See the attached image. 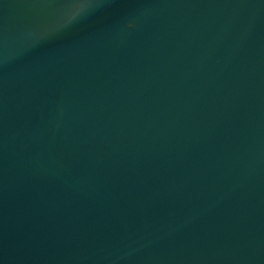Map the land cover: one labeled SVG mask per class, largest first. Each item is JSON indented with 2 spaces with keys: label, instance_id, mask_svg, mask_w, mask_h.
Listing matches in <instances>:
<instances>
[{
  "label": "water",
  "instance_id": "95a60500",
  "mask_svg": "<svg viewBox=\"0 0 264 264\" xmlns=\"http://www.w3.org/2000/svg\"><path fill=\"white\" fill-rule=\"evenodd\" d=\"M0 264H264V0H0Z\"/></svg>",
  "mask_w": 264,
  "mask_h": 264
},
{
  "label": "clouds",
  "instance_id": "9594fccd",
  "mask_svg": "<svg viewBox=\"0 0 264 264\" xmlns=\"http://www.w3.org/2000/svg\"><path fill=\"white\" fill-rule=\"evenodd\" d=\"M84 10V5L81 4L79 7H77L70 15L69 21L76 19L81 12Z\"/></svg>",
  "mask_w": 264,
  "mask_h": 264
}]
</instances>
